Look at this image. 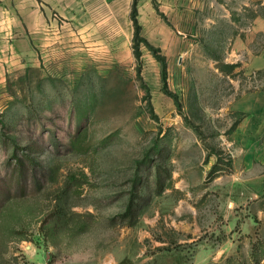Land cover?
I'll list each match as a JSON object with an SVG mask.
<instances>
[{
    "label": "rangeland",
    "instance_id": "rangeland-1",
    "mask_svg": "<svg viewBox=\"0 0 264 264\" xmlns=\"http://www.w3.org/2000/svg\"><path fill=\"white\" fill-rule=\"evenodd\" d=\"M61 9L0 75V264H264V221L214 177L225 121L195 97L264 0Z\"/></svg>",
    "mask_w": 264,
    "mask_h": 264
},
{
    "label": "crops",
    "instance_id": "crops-1",
    "mask_svg": "<svg viewBox=\"0 0 264 264\" xmlns=\"http://www.w3.org/2000/svg\"><path fill=\"white\" fill-rule=\"evenodd\" d=\"M69 3L70 0H0V75L22 45L35 48L40 37L54 38L46 26L49 21L51 26L54 24L51 13L59 6L70 13ZM186 14L192 17V12ZM243 31L234 37L229 52L233 57L213 61L215 74L207 80L206 91L197 88L195 97L198 100L205 95L207 113L215 121H225L222 126L214 122L213 129L228 132L223 134L224 149L229 152L231 167H216L214 177L224 179L226 187L223 185L222 190L229 204L249 211L242 225L252 228L259 224L257 218L264 221V80L257 76L264 72V15L255 16L252 25ZM192 36L194 45L197 35ZM45 43L48 46L53 42ZM224 65L232 66V73L237 75L228 73ZM216 163L217 155L212 153L207 169Z\"/></svg>",
    "mask_w": 264,
    "mask_h": 264
},
{
    "label": "trees",
    "instance_id": "trees-1",
    "mask_svg": "<svg viewBox=\"0 0 264 264\" xmlns=\"http://www.w3.org/2000/svg\"><path fill=\"white\" fill-rule=\"evenodd\" d=\"M203 264H226V263H223V262H206Z\"/></svg>",
    "mask_w": 264,
    "mask_h": 264
}]
</instances>
